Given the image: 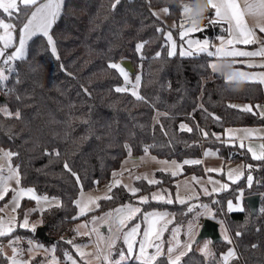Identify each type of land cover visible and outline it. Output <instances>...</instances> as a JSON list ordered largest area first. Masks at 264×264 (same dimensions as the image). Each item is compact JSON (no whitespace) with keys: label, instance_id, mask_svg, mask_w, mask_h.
I'll return each mask as SVG.
<instances>
[{"label":"trees","instance_id":"trees-1","mask_svg":"<svg viewBox=\"0 0 264 264\" xmlns=\"http://www.w3.org/2000/svg\"><path fill=\"white\" fill-rule=\"evenodd\" d=\"M33 7L19 5L11 17L0 9V17L12 18L16 26V36L8 49L17 42L20 26ZM159 7H166L168 18L178 25L182 21L183 7L168 0H65L50 29L55 53L47 37L33 36L24 59L15 60L7 71L6 89L0 81V146L13 153L10 160L22 186L59 200L36 208L35 200L22 199L16 211L17 226L0 237V244L6 243L12 249L8 255L0 248V264H12L13 257L21 261L17 248H30L33 241L43 243L56 259L68 263V254H76L74 244L84 240L76 232L77 222L124 205L141 209L124 229L139 223L144 230L142 217L151 210L170 212V223L161 237L168 245L174 226L181 225L184 231L195 221L201 200L210 208L208 216L224 224L231 243L225 238L212 243L211 255H206L196 248L201 240L195 241L181 256L180 264H223L222 254L231 247L236 253L228 264H264V161L253 159L246 147L225 137L227 126L264 123L258 110L245 111L238 104L255 106L262 101L264 85L247 81L244 92L227 93L224 79L209 67L213 59L206 53L186 56L176 51V55L169 56L165 36L168 25L153 15ZM178 27L172 28L175 36ZM202 29L195 34L214 38L225 34L227 25L210 21ZM139 44L144 46L137 51ZM123 59L133 62L135 71L131 75L141 72L138 95L142 99L128 90L115 91L125 81L109 65ZM3 105L11 115L2 110ZM157 110L163 114L155 120ZM207 147L216 148L226 160L251 165V187L241 179L228 189L181 203L176 181L179 176H206L201 157ZM143 153L200 163L183 164L182 172L174 176L171 171L156 169L153 174L160 181L156 184H149L144 175L135 176L134 186L140 189L135 195L119 182L107 196L110 199L100 198L96 208L77 216L76 199L81 190L107 183L125 157ZM243 188L244 195L261 194L257 213L252 214L245 200L243 211L228 209V201H235ZM157 193L173 202L152 199ZM140 197H148V203H141ZM31 207L35 208L28 216L29 222L40 217L54 240H43L30 226H21ZM49 253L32 254L28 264H39ZM168 257V252H163L155 264H168ZM120 264H140V260L132 257Z\"/></svg>","mask_w":264,"mask_h":264},{"label":"snow or ice","instance_id":"snow-or-ice-1","mask_svg":"<svg viewBox=\"0 0 264 264\" xmlns=\"http://www.w3.org/2000/svg\"><path fill=\"white\" fill-rule=\"evenodd\" d=\"M119 0H117V3ZM19 4L22 5L25 9L37 5V0H19ZM63 5V0H47L46 3L39 5L35 8V11L31 13L30 18L27 20V22L23 25L21 28V36L19 39V47L16 49V51L7 57L3 62L5 65H9L10 62L15 60H22L25 57V51H26V45L28 40H30L33 36L42 34L43 36L47 37L48 43L52 45V52L55 53V44L54 41L49 35V29L51 28L52 24L55 22V20L58 18L59 13L61 11ZM210 7L214 9V15L215 20L211 21L212 23H226L228 25V32L230 34H236L237 38L235 40V43H241V44H249L253 42L254 37V31L250 29L245 21V9H242L240 4L238 3V0H210ZM247 13L253 14V15H264V0H253V3H249L247 6ZM0 9L3 10L4 13L8 14V16H12L13 11H18V2L17 0H8V2H5V0H0ZM165 13L168 12V9L165 8L163 10ZM191 9L188 6L183 7V13L187 14L190 12ZM153 15H156V13H153ZM0 28L4 29V35H0V41L4 42V48L11 47L13 42V36L10 29L14 28V25L5 23L3 20H0ZM157 31H161L160 29H157ZM203 31L199 26L193 24H189V26L184 27L182 25V31L180 32V39L184 40L185 37L190 36V34ZM259 31L264 33V26H261L259 28ZM167 41L171 42V51H169V56L176 55V42L173 39L172 33L168 32L166 34ZM234 40L228 39L227 41L222 40V46L215 49V51L209 50V41L207 39L200 41L197 39H187V45L188 50H182L181 55L191 56L194 54V52H200V53H206L208 57L215 58L217 60H225L227 58H235V57H253L258 55H264V49H261L259 52H250V51H241L236 49L235 47L228 48L225 45H233ZM143 44L137 45V51L143 48ZM4 52L3 49H0V56H3ZM157 56L160 55L158 52L156 54ZM110 68L116 69L119 74L124 78V81L126 83H132V81L129 79V73L126 71L124 67H122L120 64L112 63L109 65ZM209 67L216 72L217 63H211ZM237 75L244 77L246 79H250L248 73L239 71ZM7 77L4 75V70L0 69V80L6 79ZM233 77L228 76L226 77V80L231 81ZM139 80L140 78H136V83L134 87L139 86ZM260 82L264 83V76L260 78ZM117 92H124L127 91L126 88L118 87L115 89ZM134 97L137 99H142L138 95L136 91H132L131 93ZM245 111H251L250 107H245ZM9 115H11L9 113ZM19 114L17 113V116ZM181 128L183 129L184 126L181 125ZM187 131H191V129H187ZM206 136L207 133H204ZM241 148H244V144H240ZM260 151L259 154L255 151H253L252 147H248V151L252 153V158L255 160H261L264 161V145H260ZM148 149L145 148V152H147ZM8 157H11L13 153H6L5 154ZM206 155H211V153H206ZM189 163H200V161H184V164ZM67 167V165H65ZM248 168H251V165L247 166ZM2 171V170H0ZM209 171H215L213 169H209ZM11 174L7 176L6 178L0 175V192H7L8 186L7 181L16 178V172L15 170H10ZM176 172H173L172 175H176ZM237 176L242 175V172H236ZM116 174L114 173V176ZM234 173L232 171H229L228 178L231 180L233 178ZM79 177H77V180ZM137 179H140V177H137ZM145 179H147L145 177ZM18 182V181H17ZM149 184H156L160 183V181L157 180H148ZM115 184H119V181H114ZM215 183V182H214ZM252 184V177H248V186L251 187ZM128 188V190L135 195L140 189L133 188L130 186H125ZM228 185L224 184L221 185L222 189H227ZM213 192L217 191V189L213 188ZM205 194L211 195V192L208 191L207 188L204 189ZM25 196L29 197L32 200L37 201L38 203L40 201L48 202V197H38L35 195L33 189H23L21 188L18 192L15 193L13 197V203L15 207H19V201L24 198ZM109 198L110 197H105ZM243 198V192L241 191L238 196V200H241ZM140 202L147 204L148 203V197H140ZM152 199L154 200H165L166 203H172L173 201L171 199H165V196L162 193H157L152 195ZM181 203H184L185 201L181 200ZM77 206L79 207V213L80 215H84L86 211L89 210L90 205H95L96 201L92 197H81L80 200L76 201ZM15 207L13 208V211H15ZM207 207L206 205L204 206ZM228 209L230 211L237 210V211H243V208L237 204L234 206L232 201H228ZM191 210V209H189ZM141 209L139 207H132L127 206L124 208L117 209V215L115 218H112L109 216H104L99 218V222L96 219H93L94 227L92 228V231L96 233L97 240L98 241H105L106 246L110 250L113 245L115 244V241L117 237L114 235L115 232H119L121 228L124 227L126 222L130 219H132L137 213H140ZM167 213L163 214H157V213H147L145 214L142 219L146 223V230L143 232V239L139 244V255L138 259L140 260V264H155L157 261V258L163 255L162 246L160 243H155V241L161 240V234L166 229L161 225V221L165 220ZM15 223V218H10L8 220L0 219V237L8 235L13 231ZM24 228L29 227V222L27 217H25L22 225ZM104 226L107 227L109 235L105 237L102 235L99 231V227ZM141 225L137 223L134 227H132L129 231L125 232L123 235L124 243L127 245V253L133 254L135 251V238L140 233ZM196 224L195 221H193L188 226V236H189V242L184 245V250L180 251L178 255L172 256L171 254L176 251L177 248L180 247V241L176 240V232L179 230L177 229L176 232L173 233V240H175V243L172 244L171 247L168 248V264H180V258L181 256L185 255L186 251L191 249L192 242V234L195 231ZM32 230L35 231V225L32 226ZM239 235V233H237ZM226 240H228V243H231V240L228 239V237L225 235L224 237ZM71 243V241H69ZM209 243L211 241H208L204 243L202 251L206 255H211L209 251ZM154 248L155 253L149 254L148 249ZM15 251V249H14ZM79 251V248L77 249ZM83 255V253H80ZM121 256L125 257V254L121 252ZM235 256V251L233 249H229L228 252L223 256L224 264H228V261L230 258H233ZM127 258V257H125ZM69 260H71V257H68ZM104 259L107 261L108 256H105ZM12 264H22V261L18 260L16 257L12 258ZM72 264H75V261H72ZM117 264H119V261H117Z\"/></svg>","mask_w":264,"mask_h":264},{"label":"rangeland","instance_id":"rangeland-1","mask_svg":"<svg viewBox=\"0 0 264 264\" xmlns=\"http://www.w3.org/2000/svg\"><path fill=\"white\" fill-rule=\"evenodd\" d=\"M46 1L47 0H37V5H35L33 7V9L38 7L39 5L44 4ZM5 2H8V0H5ZM17 2H18V6H19L20 5L19 4V0H17ZM161 8H164V7H161ZM161 8H159V9H161ZM14 12H15V10L13 11L12 14H14ZM183 18H184V20H183L184 22L182 23V25L184 27L189 26V23L185 19V14L184 13H183ZM0 20H3L5 23H9V24L14 25V28L9 30L12 33L13 41H14V38L16 36L15 22L10 17H7V18H1L0 17ZM26 22L27 21H25L23 23L25 24ZM22 27L23 26L21 25L20 29H19V32L17 34L18 35V39L21 36V28ZM203 27H204V25L201 24L200 28L202 29ZM181 31H182V26L179 29L178 34H180ZM168 32H171L172 35L173 34L175 35L174 31L170 27H166L165 28V36H166V34ZM4 34H5L4 33V29L0 28V35H4ZM49 35H50V33H49ZM190 35L197 36V38H202V37L198 36L195 33L190 34ZM0 49H3L4 53L5 52L9 53V56H10V50L11 49L4 48V42L3 41L0 44ZM117 64H120L123 67L121 62H118ZM13 65H14V63L9 67V69H11L13 67ZM137 77H139L141 79V72L140 71H138L135 75H131L129 73V79L132 81V85L133 86L132 87H127L125 84H122L121 88H126L130 92L136 91L139 94V86L138 87H134ZM139 84H140V80H139ZM250 108L257 109L258 111L262 112V110H264V104H262L261 102H257L255 104V106L251 105ZM2 110L5 113H10V109L6 105L2 106ZM155 119L157 120L156 117H155ZM260 145H264V140H252L251 142H245L244 147H246L247 149H248V147H252L253 151H255V152H257L259 154V151H260V147L259 146ZM6 153H9V151L6 148H3L2 146H0V170H2V171H0V175H2L3 177L6 178L7 176H9L11 174L10 170H15L16 178H13V179L7 181V186H8V191L7 192H0V219L8 220V219L14 217L15 218L14 227H15V226H17V218H16L17 214H16V211H17L18 207H15V205L13 203V197H14L15 193L18 192L21 188H23V189H29V188L33 189V188L25 187V186H22V184H20L17 168L12 164V162L10 160V157L5 155ZM206 153H211V155H206ZM249 153L252 156V153L251 152H249ZM202 163H203L204 169L206 171V176L205 177H197L195 175H185V176H179L177 181H176V183L180 185V182L183 181V180H180L182 178H185L184 179L185 181H187V179H189V178L191 180H193L195 182V185H196L195 189H194L195 192H196L195 196H200L201 195V196H205L206 197L207 194H205V192H204L205 188H207L208 191L211 192V194H215L217 192L225 190V189L221 188V185L227 184L228 185L227 189H228V188H230L232 183L238 182L241 179H243L246 182V185L248 186V177L249 176L252 177V181H253V174L249 170V168L247 167L249 164L245 163L244 161L235 162V161H231V160H226V159H224L221 156L219 151L216 148H214V147H207L204 150ZM160 168H162V167H160ZM209 169H213L215 171H209ZM229 171H232L234 173L233 178L231 180L228 178ZM147 172H148V174L145 173V172H142V171L135 170L134 172L132 171L131 172L132 174H130L129 176H131V179H132V177L134 178L135 176L144 175L147 178L149 177L148 178L149 180H155L154 174L150 170H147ZM172 172H174V171H172ZM236 172H242V175L237 176L235 174ZM150 176H152V177H150ZM116 180H118L119 182H123V180H121V179L112 177L106 184L113 185L112 186V188H113L116 185L114 183V181H116ZM197 180H200V183ZM124 182H126V181H124ZM103 184L105 185V183H103ZM191 184L193 185L192 182L183 185L184 189L189 187V185L191 186ZM102 187H105V186H102ZM95 188H96V186H95ZM182 188L183 187L180 185V189L181 190H182ZM213 188L217 189V191L213 192L212 191ZM90 190L91 189L82 190L81 191L82 195L80 194V196L77 197V199H76V201L80 200L81 197H85V198L86 197H92L93 199H95L96 204L95 205H90L88 211H90V210H92V209L97 207L98 199H99V196L95 195V193L93 192L94 190L92 192H89ZM9 191H10L9 197L1 202V199L4 196H6V194ZM241 191L243 192V198L241 200H238L237 198H238L239 193ZM34 193L38 197H45V195H39L35 191H34ZM83 193H91V194H83ZM190 194H194V193L190 192V191L188 193H185V197H183L185 199H183V200H187V199L192 198V196ZM103 196H105V195H103ZM25 197H27V196H25ZM46 197H48V201H49V203L47 205H45L46 202H44V201H40L39 203L36 201L35 207L36 208H44V207L50 206L51 204H55L56 201H58V199L56 197H50V196H46ZM244 197H245V195H244V188H243V189L239 190L236 200L232 201L234 206L239 204L243 208L244 207V200H245ZM27 198H29V197H27ZM21 200L19 201V204H20ZM205 203L206 202H204L202 200L200 201V205L202 206V208L195 214V216H196L195 223L197 222V219L201 218V222H202V218L204 216H208L210 208L207 205H206L207 207L205 208L204 207ZM14 207H15V211H13ZM35 207H31V208H29L27 210V212H26L27 219H28V216H29L30 212ZM120 208H124V207H119L117 209H120ZM117 209L109 210V211H107V212H105V213H103L101 215L94 216L92 219H81V220H79L77 222V224H76V232L79 235H83V237H84L83 239L84 240L74 244V248H75L76 254L75 255L68 254V256H67V259L70 256L71 260L68 259V263H66L64 260H62V261H60V264H72V261H75V264H117V261H119V264H120L121 262H124V261H126V260H128V259H130L132 257L138 258V255H139V244H140V242L143 239V234H142L143 230L141 231V229H140L139 235L135 238L136 247H135V251H134L133 254H128L127 253V245L124 243V240H123L124 233L129 231L137 223L132 225L128 229L121 228V230L118 232V237H117V239L115 241V244L113 245V247L110 250L106 246V242L105 241H98L96 233L92 231V228L94 227V224L92 222L93 219H96L99 222V218L104 217V216H109L110 215L112 218H115L116 215H117ZM88 211H86V212H88ZM77 216H79V217L82 216L79 213V207H78ZM28 222H29V220H28ZM41 222H42L41 218L38 217L36 219L31 220V222H29V226L32 228V226L35 225V229H36V227L38 225H41ZM201 222H200L199 225H201ZM169 223H170V221L168 220V221H165V222L161 223V225L165 229H167ZM220 224H221L220 229H221V233H222L223 237H225V235H226L228 237V239H229V235L227 233L226 227L224 226L223 223L220 222ZM199 228H200V226L192 234V240L194 242L196 240ZM177 229L179 230L178 232H176ZM185 230L184 231L182 230V226L181 225L174 226L172 228L171 237H170L168 245L164 244V240L163 239L159 242L161 244V246H162V251L163 252H168V248L171 247L172 244L175 243V240H173V234H172L174 232H176V240L180 241V250H179V252L184 250V245L189 242L188 227ZM99 231L105 237H107L109 235L107 227L100 226L99 227ZM163 232H162V234H163ZM162 234H161V237H162ZM183 238L184 239L186 238V240L184 241ZM208 241H211V243H209V251H210L211 250L210 247L212 246V240L210 238H205V239L201 240V242L199 244H197L196 248L202 251L204 243H206ZM154 242L157 243L158 241L154 240ZM194 242H192V246L194 245ZM30 243H31V247L30 248H27V249H24V248L18 249L17 248V251L19 252L22 264H28L30 262L31 258H32V254H34V253H36L38 251L39 252H43V253L45 251H48V252L52 253V250H50V248H48L46 245H44L41 242L33 241V242H30ZM1 245H4V244H1ZM192 246H191V248H192ZM78 248H79V251H77ZM229 249H232V248H229ZM3 250L6 253H8V255L12 254V249H11V247H8V244H7V247H5ZM228 250L225 253L222 254L221 261L223 262V264H224L223 256L228 252ZM81 252L83 253V255L80 254ZM121 252H123L125 254V257H127V258L122 257L121 256ZM148 252H149V254H154L155 253V249L154 248H149ZM105 256H108V260L107 261L104 259ZM56 264H59V263L56 262Z\"/></svg>","mask_w":264,"mask_h":264},{"label":"crops","instance_id":"crops-1","mask_svg":"<svg viewBox=\"0 0 264 264\" xmlns=\"http://www.w3.org/2000/svg\"><path fill=\"white\" fill-rule=\"evenodd\" d=\"M64 1L65 0H63V4H64ZM238 3L240 4L242 9H245V12H246L245 21H246L247 26L254 31L253 42H251L249 44L235 43L237 35L236 34H230L228 32V30L225 34L218 35L214 38H208V37L197 38V36L190 35L188 37H185L184 40H181L180 34H178L177 36H175L173 34L172 35L173 39L176 42V51L181 53L182 50H188L187 39H189V38L197 39L200 41L207 39L209 41V50L210 51H215L216 48L222 46V40L227 41L228 39L234 40L233 45H225L228 48L235 47L238 50L250 51V52H253V51L259 52L261 49H264V33L259 31V28L261 26L253 27L252 19H251L253 14L247 13V7L246 6L249 3H253V0H238ZM62 7H63V5H62ZM159 8H161V7H159ZM159 8L155 9V13L158 16H160L162 19L165 20V23L168 25V27L177 28L179 26L178 27V31H179V29L182 26V23L184 22L183 21L184 18L182 19V21H180V23L178 25V23L175 20L168 18L167 13H165L163 11L166 7L161 8V9H159ZM34 9H33V11H35ZM61 10H62V8H61ZM33 11H31V13ZM31 13H30V16H31ZM30 16H28V18L25 21H27L30 18ZM215 19L216 18L214 15V9L210 8V10L208 11L202 25H205L207 22L213 21ZM23 24H22V26H23ZM199 27H201V25ZM50 29H49V31H50ZM227 29H228V25H227ZM19 39H17L18 40L17 43L10 50V55H12L16 51V49L19 47ZM30 40H28V42ZM28 42H27V44H28ZM168 46H169V51H171V48H170L171 42H169V41H168ZM26 48H27V45H26ZM25 53H26V51H25ZM195 53H200V52H194V54ZM212 59L213 60L211 61V63H218L220 61V60H217L215 58H212ZM225 60H230L239 71H243V72L248 73L251 78L247 79V81H256V82L258 81V82H260V78L262 76H264V55H258V56H253V57L227 58ZM263 85H264V83H263ZM260 102L262 104H264V99ZM238 104L243 106V107H250L251 106L250 103H246V102H239ZM258 112L261 115V117L264 116V110H262V112H260V111H258ZM161 114H163V111L157 110L155 113V117L158 119V117ZM225 137H226L227 141L237 142L239 144L243 143L244 145H245V142H251L252 140H264V123L263 124H255V125L227 126L225 128ZM202 158H203V155L201 157V160H202ZM184 161H186V160H184ZM184 161H176L173 159L170 160V159L160 158L157 155L151 154V153H143L141 155H129L123 159L121 166L113 171V178L121 179V180H123V182L126 181V182H124L125 185L135 188L134 187V178L132 177V179H131V176H129L130 174H132L131 173L132 171L134 172L135 170H138V171H142V172H145L148 174L147 170H150L153 173L154 170L162 167L160 169H165V170H168L171 172L174 171L177 174H180L183 170L182 168H183ZM187 161H192V160L187 159ZM114 173L116 174L115 176H114ZM150 177H152V176H150ZM184 179L185 178L180 179V180H183L180 182V185L183 187L182 190L180 189V185L177 184V194H178V197L180 200L185 199L183 197H185V193H188L189 191L194 193V194H190L192 197H194L196 195V192L194 190L195 186H196L195 182L193 180H191L190 178L187 179V181H185ZM197 181L200 183V180H197ZM190 182H192L193 185L191 184V186L189 185V187L184 189L183 185L188 184ZM102 186H105V187H102ZM112 186L113 185L106 184V183H105V185L104 184L97 185L96 188L95 187H94V189L91 188V190L89 192H92L94 190L93 192L95 193V195L99 196V199H98V203H99L100 198L109 196L110 191L112 189ZM80 194L82 195L81 192L79 193V196H80ZM83 194H91V193H83ZM103 195H105V196H103ZM58 202H59V200L56 201L55 204H57ZM48 203H49V201L46 202L45 205H47ZM51 205H53V204H51ZM126 206H130V205H124L122 207H126ZM77 208H78V206H77ZM147 213H157V214L167 213L168 215L166 216L165 220L161 221L160 223H163V222L168 221V220L170 221V219H171V217H170L171 213L167 212V211L151 210ZM195 224H196L195 230H197V228L200 225L198 222H196ZM144 230H146V225H145ZM144 230H143V232H144ZM143 232H142V234H143ZM185 240H186V238L184 239V241ZM5 247H7V244H4V245L0 244V248L4 249ZM231 248L235 251L234 247H231ZM179 250H180V247L177 248L176 251L174 253H172L171 255L175 256V255L179 254L178 253Z\"/></svg>","mask_w":264,"mask_h":264},{"label":"clouds","instance_id":"clouds-1","mask_svg":"<svg viewBox=\"0 0 264 264\" xmlns=\"http://www.w3.org/2000/svg\"><path fill=\"white\" fill-rule=\"evenodd\" d=\"M168 3L180 7L188 6L191 11L185 14V19L189 24L200 26L208 11L210 10V0H168ZM252 25L264 26V15H252ZM216 72L224 79V90L231 94H240L245 91L247 79L237 75L239 70L230 60H222L217 63ZM233 77L231 81L226 80V77ZM118 237V232L114 233Z\"/></svg>","mask_w":264,"mask_h":264},{"label":"water","instance_id":"water-1","mask_svg":"<svg viewBox=\"0 0 264 264\" xmlns=\"http://www.w3.org/2000/svg\"><path fill=\"white\" fill-rule=\"evenodd\" d=\"M120 62L129 73H133L135 71V67L133 65L132 60L123 59ZM262 120L264 121V116L262 117ZM244 199L252 214L257 213L260 204L261 194L258 192L247 194L245 195ZM220 226L221 224L219 221L209 216H204L195 241H200L205 238H210L212 240V243L222 241L224 237L221 233ZM35 235L46 241L54 240V238L47 233L46 223L38 225L36 227Z\"/></svg>","mask_w":264,"mask_h":264},{"label":"built area","instance_id":"built-area-1","mask_svg":"<svg viewBox=\"0 0 264 264\" xmlns=\"http://www.w3.org/2000/svg\"><path fill=\"white\" fill-rule=\"evenodd\" d=\"M8 56H9V53H6V52L4 53L3 56H0V69H3V70H4V75H5V76L7 75V71H8V69H9V67L14 63V61H12V62L9 63V65H5V64H4L3 61H4L5 59H7ZM0 81H2V84H3V86H4L5 89H6V85H5L6 79L0 80ZM125 85H126L127 87H132V86H133L132 83H126V82H125ZM202 220H203V218H202ZM197 222L200 224V222H201V218H199V219L197 220ZM201 223H202V222H201ZM50 262H54V263L58 262V263L60 264V261H59L58 259H56L55 256H54L52 253H49L47 256L42 257V258L39 260V264H48V263H50Z\"/></svg>","mask_w":264,"mask_h":264}]
</instances>
